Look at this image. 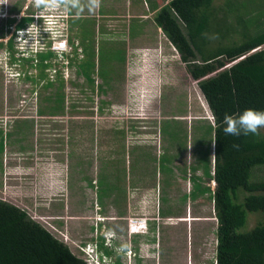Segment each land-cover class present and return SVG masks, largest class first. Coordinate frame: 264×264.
Masks as SVG:
<instances>
[{"label":"rangeland","instance_id":"rangeland-1","mask_svg":"<svg viewBox=\"0 0 264 264\" xmlns=\"http://www.w3.org/2000/svg\"><path fill=\"white\" fill-rule=\"evenodd\" d=\"M40 1L0 0V141L3 150H16L7 162V172L14 176H0V200L25 210L84 261L89 248L82 246L92 243L90 248H95L102 234L105 246L112 248L111 259L119 256L123 264H214L217 221L211 194L183 201L189 183L177 179L169 187L161 178L158 188L149 182L157 180V147L167 141L178 154L171 164H178L180 171L192 174V165L199 164L205 170L213 157L212 113L197 81L153 21L168 0L49 1L44 12L50 14L38 18V25L46 28L44 44L56 48L51 49L55 70H45V80L39 69L13 63L7 48L11 35L19 34L13 38L16 57L28 54L21 52L28 48L20 38L25 31H16L8 19L12 13L17 22L26 14H37ZM224 1L214 0L213 6ZM238 1L240 5L244 0ZM250 4L259 9L264 0ZM56 9L68 17L60 21ZM230 18L235 20L236 14ZM62 39L71 57L70 41L77 45L79 57L88 42L95 53L90 51L91 57L74 67L56 52ZM25 69L44 80L42 85L26 79ZM84 73H91V80ZM47 80L53 85L45 86ZM59 93L64 101L58 105ZM42 111L50 115L40 116ZM260 132L264 136V128ZM113 149L115 163L106 165L103 157ZM0 156L6 163L3 153ZM82 175H93L88 186L80 182ZM254 178L264 179V165L254 169L250 180ZM150 187L159 194L149 193ZM166 190L175 191L169 196ZM97 202H105L104 217L91 209ZM158 206L161 214L175 209L176 216L157 218ZM132 219L142 221L136 226L139 234L129 231ZM259 220H264V213H248L243 229Z\"/></svg>","mask_w":264,"mask_h":264},{"label":"trees","instance_id":"trees-1","mask_svg":"<svg viewBox=\"0 0 264 264\" xmlns=\"http://www.w3.org/2000/svg\"><path fill=\"white\" fill-rule=\"evenodd\" d=\"M213 1L168 0L158 9L152 1L153 10L157 9L153 21L178 52L187 73L197 81L214 119L209 139L213 144L215 181L209 198L217 221L214 264H264V220L243 229L248 213H264V179L250 180L254 169L264 165V136L260 130L258 135H226L222 123L226 114L245 109L264 111V7L252 8V0H244L240 5L238 0L235 4L226 0L216 8ZM239 8L244 12L240 13ZM29 14L17 22L12 13L8 22L16 31L23 30L34 20ZM234 14L235 20L230 18ZM15 36L12 34L7 42L13 63L39 69L40 77L45 75L43 69H55L52 67L56 56L49 48L34 51L28 47L21 51L27 55L16 57ZM70 45L73 55L66 57L74 67L77 62H86L91 57L90 51L95 53L88 42L83 44V56L79 58L77 45L73 41ZM23 73L24 77H30L28 69ZM89 74L84 73L88 81ZM58 98L59 105L64 98L61 93ZM203 187L197 188L199 192L194 195L207 192L208 186ZM97 204L103 211L105 202ZM104 242L102 237L96 242L98 252L102 253L100 260L105 262L104 257H108L107 264H123L119 256L111 259L112 251ZM0 264L87 263L25 210L0 200Z\"/></svg>","mask_w":264,"mask_h":264},{"label":"crops","instance_id":"crops-1","mask_svg":"<svg viewBox=\"0 0 264 264\" xmlns=\"http://www.w3.org/2000/svg\"><path fill=\"white\" fill-rule=\"evenodd\" d=\"M49 1H51V0H41L40 2H39V7H44V6H47V5H49L48 3H49ZM44 4V5H43ZM43 5V6H42ZM26 9V8H25ZM15 15V13H13V15L12 16H14ZM72 14H70V16H71ZM18 21H19V19H18ZM171 44V43H170ZM172 45V44H171ZM173 46V45H172ZM136 47V46H135ZM174 48V47H173ZM176 50V49H175ZM17 52V51H16ZM16 52H15V54H16ZM170 54H171V52H170ZM9 55H11L10 54V52H9ZM81 54H79V56H80ZM139 55L140 54H135V55H133L134 57H139ZM144 56H146L147 54H143ZM55 56H56V54H55ZM66 56H68V55H66L65 54V56L64 57H66ZM170 56H172V57H174V53H172ZM31 57V56H30ZM142 57V56H141ZM67 58V57H66ZM80 58V57H79ZM68 59V58H67ZM131 59V57H128L127 58V60H130ZM69 60V59H68ZM179 60H180V58H179ZM55 67V65L52 67V68H54ZM43 69V68H42ZM44 71V73H45V70H47V68H45V69H43ZM50 70H53V69H51L50 68ZM55 70V69H54ZM28 74L30 75V77L29 78H26V79H30V80H32L33 82H36L37 81V83L39 84L41 81H44L45 79H47V77H46V74L43 76V77H40V78H43L44 80H39V79H37V75H32V74H30L29 73V70H28ZM40 85H42V83H40ZM53 85V83H52V81H50V80H47V82H46V85L45 86H52ZM45 111V110H44ZM44 111H42L41 112V114H40V116H46V115H50L49 113H47V112H44ZM49 112L51 111L50 109L48 110ZM1 129V128H0ZM165 133L162 135V139H163V141H165L166 140V137H165ZM3 139H4V136H3ZM168 139V138H167ZM169 140V139H168ZM0 155L3 153V156H4V159H5V161H6V163H4L3 164V159L1 158V156H0V176H1V178H2V176H4V177H9V176H11V175H13L14 176V174L13 173H11V172H7L10 168H11V166H9L8 164H7V162H9V155L11 154L10 152H12V154L16 151V150H11L10 148L9 149H4L3 150V148L5 147V146H3V142L2 141H0ZM159 145V144H158ZM161 145V144H160ZM210 145H212L213 146V144H210ZM161 147H163V149L161 150ZM173 148V147H172ZM171 148V145H169L168 144V141H167V144L166 145H164V144H162V146H159V148L157 147V149L158 150H160L159 151V153L157 154V165H158V172H157V180H156V178H155V180L154 181H150L149 179V182L150 183H155V186H157L158 188H159V185L158 184H156V182L158 183V182H160L161 181V178H162V185L163 184H167L169 187H172L174 184H176V182H177V179L178 180H181V181H179V182H183V183H189L190 184V187H188L187 188V190L185 191V193L182 195V198L181 199H183V201H186L187 199L188 200H192V201H196L197 199H202L206 194H209V193H211V192H209V190H213L214 189V187H212V183H211V181H213V173H214V155H213V157L211 156L210 158H209V163H208V166H207V168L204 170L203 168H204V166L202 165V164H199L198 166H193L192 165V174H191V171H188V169H181V171H180V168L181 167H179L178 166V164H176V163H174V161H173V165L171 164V162H172V159H175V158H177L178 157V154H177V151H175L174 149H172ZM211 149V148H210ZM196 150V149H195ZM212 150V149H211ZM111 151V152H110ZM110 151H108V153L107 154H105L106 155V157H105V155H104V157H103V162L105 163L106 162V165H108V164H114L115 163V157H114V152L116 151V149H113V150H110ZM113 151V152H112ZM2 161V162H1ZM110 162V163H109ZM171 166H172V169H171ZM107 173L108 172H110V174H111V176H113V174L111 173V171H110V168H108V166H107ZM207 170L209 171V173L210 174H207ZM179 171V172H178ZM186 171H188V173L186 172ZM66 175H67V173H66ZM179 175V176H178ZM205 177H206V181H201V180H205ZM89 179H93V175L92 176H87V175H82L81 176V179H80V182L81 181H83V182H85L86 183V185H87V183H88V180ZM69 177L68 176H66V178H65V182H67V183H69ZM209 180V181H208ZM111 181H113L112 179H111ZM80 182L78 183V184H80ZM178 183V182H177ZM208 186V189H207V192H205L204 194H198V196H195L194 195V193H196V192H199L198 190H197V188H201V189H204V187L203 186ZM88 186V185H87ZM215 186V185H214ZM151 189L150 190H148V192L149 193H157L156 195H158L159 194V191L158 190H153V188L152 187H150ZM149 189V188H148ZM76 190H77V188H76ZM75 190V191H76ZM175 190H176V187H175ZM175 190H173V192H169V191H165L166 192V194H169V196H170V193H174V191ZM197 190V191H196ZM193 195H194V197H196L195 199H193ZM166 196V195H165ZM176 198V197H175ZM110 199H111V195H108V200L110 201ZM111 205V204H110ZM113 206V205H112ZM110 208V207H109ZM91 209H94V211H95V213L94 214H98V215H104V212H105V210H106V206L104 207V209H103V211H100V205L99 206H96V207H94V208H91ZM160 209H161V207L160 206H158L157 207V210H156V212H157V218H161V216L164 218L165 216H168L167 218H169V217H172V216H176V214L174 215L173 213L175 212V209L174 210H172L171 209V211L170 210H168V213L169 214H164L163 213V211H162V214H161V211H160ZM185 211H187L188 212V208L186 207V210ZM160 214H161V216H160ZM104 217V216H103ZM162 219V218H161ZM153 220H155V219H153ZM152 224V223H151ZM144 226V225H143ZM95 229L97 230V227L95 226ZM99 229V228H98ZM130 230V232H132V233H135V234H139V232H138V229H137V227L135 226L134 228H129ZM215 230H216V227H215ZM98 231H100V230H98ZM102 232H108V230H102ZM101 232V233H102ZM102 234H100V237L99 238H103V236H101ZM113 236V235H112ZM97 242V241H96ZM105 243V242H104ZM113 246H114V244H116V242H114L113 241V239H112V243H111ZM111 245V246H112ZM144 246V244L142 245V247ZM130 247H132V246H130ZM109 249H112V248H110L109 247ZM100 255V254H99ZM141 256V255H140ZM142 261V260H141ZM142 264V263H141Z\"/></svg>","mask_w":264,"mask_h":264},{"label":"clouds","instance_id":"clouds-1","mask_svg":"<svg viewBox=\"0 0 264 264\" xmlns=\"http://www.w3.org/2000/svg\"><path fill=\"white\" fill-rule=\"evenodd\" d=\"M49 9V5L44 6L40 9L37 10V14L33 13L29 14L33 17H35V19L33 20V23L35 21V24L33 25V23L31 22L30 24H28L23 30L25 31L24 35L23 33H21V40L23 39V41H25V43H27L28 47H31L32 50L35 48L34 51H39L41 49V51H44L47 49L46 45L43 42V37L45 33L46 28L41 27L40 25H38V18H46V15L50 14L48 13V11L44 12V10H48ZM57 10V9H56ZM60 11L57 10L56 13H58L57 18L60 19V21H63V17L65 18L66 16H64L63 14H61ZM23 30H19V31H23ZM42 37V38H41ZM15 38H19V34H17L15 36ZM34 40V41H33ZM59 43V47H57V54L61 55V56H65V54H68V51L66 50V39H62ZM62 45V46H61ZM61 48V49H60ZM51 49H56V48H52L50 46L49 48ZM223 131L226 135H231V136H236L239 137L241 135L244 136H248V135H258L259 134V130L261 128H264V111H258V110H254V109H245L240 113L237 114H231L228 115L226 114L224 116L223 119ZM234 148H239V145H233ZM213 182L214 179H213ZM215 187V186H214ZM98 229V228H97ZM109 232V230H108ZM103 236V235H101ZM113 238V236L111 237V239ZM92 245V243H89L88 245H83V248H89L88 252L92 253V254H88L87 259L85 260V262L87 264H104L105 262L100 260V258L98 256L99 252L97 250V246L95 248H90V246ZM87 252V251H85Z\"/></svg>","mask_w":264,"mask_h":264},{"label":"built area","instance_id":"built-area-1","mask_svg":"<svg viewBox=\"0 0 264 264\" xmlns=\"http://www.w3.org/2000/svg\"><path fill=\"white\" fill-rule=\"evenodd\" d=\"M141 220H137V219H132L130 222H129V224H131L130 225V227L131 228H134L135 226H137V223H140L141 224ZM144 223V222H143Z\"/></svg>","mask_w":264,"mask_h":264}]
</instances>
